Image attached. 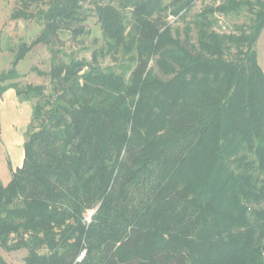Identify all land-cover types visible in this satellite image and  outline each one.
Returning a JSON list of instances; mask_svg holds the SVG:
<instances>
[{
  "label": "trees",
  "instance_id": "16d2710c",
  "mask_svg": "<svg viewBox=\"0 0 264 264\" xmlns=\"http://www.w3.org/2000/svg\"><path fill=\"white\" fill-rule=\"evenodd\" d=\"M83 1L17 0L10 15L42 28L0 71V99L31 103L22 163L0 183V248L21 264H264V0L193 14L198 0H90L104 45L61 57ZM38 45L49 90L18 82Z\"/></svg>",
  "mask_w": 264,
  "mask_h": 264
},
{
  "label": "rangeland",
  "instance_id": "374dc122",
  "mask_svg": "<svg viewBox=\"0 0 264 264\" xmlns=\"http://www.w3.org/2000/svg\"><path fill=\"white\" fill-rule=\"evenodd\" d=\"M48 1L42 0L39 8L45 9ZM204 5L205 3L198 0L191 14L200 11ZM82 6L88 14L87 21L82 25L84 33L75 40L68 35H62V44L56 45L54 49H61L63 52L59 54L61 57L65 53L89 61L91 54L99 50L104 45V41L99 23L94 15L93 4L90 0H85L82 2ZM16 7L17 0H0V71L9 69L12 58L11 49H14L22 41L30 42L39 34L42 28L41 23L36 21L12 20L10 15ZM126 15L128 14L126 13ZM169 21L173 24L174 20L169 18ZM219 21L217 29L223 32L231 30L234 24L244 22L245 17H221ZM176 25L182 31L184 24L179 23ZM256 48L258 63L264 72V30L261 39L257 41ZM50 60L51 53L48 48L43 45L36 46L17 66V72L20 75L19 84L44 85L49 90V79L39 76L36 71L48 72ZM99 64L104 67L111 63L107 57L100 59ZM10 91L14 93L13 90ZM11 95L10 93H4L0 99V183L3 185L10 179V168L14 170L22 163L20 161L22 159L21 154H23L22 144L31 117V103L20 102L15 94ZM93 213L94 211H91L86 214V223L90 222ZM25 255V251L6 253L0 248V257L7 264H21Z\"/></svg>",
  "mask_w": 264,
  "mask_h": 264
},
{
  "label": "crops",
  "instance_id": "0c3cea01",
  "mask_svg": "<svg viewBox=\"0 0 264 264\" xmlns=\"http://www.w3.org/2000/svg\"><path fill=\"white\" fill-rule=\"evenodd\" d=\"M263 30H264V29H263ZM261 35H262V32H261V34H260L259 39H261ZM259 39H258V40H259ZM5 93H6V94H9V93H10V94H12V95L15 94V93L11 92L10 90H7ZM12 95H11V96H12ZM8 96H9V95H8ZM21 157L23 158V154H21ZM20 161H22V159H21ZM17 167H19V165H18ZM17 167H16V168H17ZM14 169H15V168H14Z\"/></svg>",
  "mask_w": 264,
  "mask_h": 264
}]
</instances>
